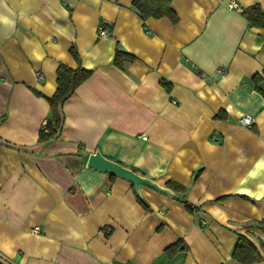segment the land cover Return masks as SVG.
<instances>
[{"label":"crops","instance_id":"crops-1","mask_svg":"<svg viewBox=\"0 0 264 264\" xmlns=\"http://www.w3.org/2000/svg\"><path fill=\"white\" fill-rule=\"evenodd\" d=\"M170 1L175 23L133 0H0V264H240L238 235L264 264V28L226 7L264 0ZM59 65L91 76L41 142ZM95 151L198 211L147 188L143 205L86 167Z\"/></svg>","mask_w":264,"mask_h":264},{"label":"trees","instance_id":"trees-1","mask_svg":"<svg viewBox=\"0 0 264 264\" xmlns=\"http://www.w3.org/2000/svg\"><path fill=\"white\" fill-rule=\"evenodd\" d=\"M131 6L142 20H147L149 18H167L172 23H175L177 20L176 14L171 9L170 0H133ZM243 14H245L246 19L251 27L264 28V13H262L258 5L251 6L247 12L244 10ZM69 53L79 63V56L74 47L69 50ZM134 60L135 57L133 55L122 51L118 46H116L112 61L113 65L118 68H122L124 63L133 62ZM56 74V91L50 98L47 99L51 122L47 121V132H39L38 139L41 142L49 141L56 136L61 125V119L59 116L60 106L65 101H67L72 96L74 91L91 76V71L83 69L80 66L76 69H70L64 65H59ZM252 81L255 90L264 96V89L259 87L261 79L258 76H255L253 77ZM131 170L136 173L135 170ZM166 187L170 188L174 192L176 190L184 191L183 187L172 185L171 183H166ZM182 197L183 200L180 202L184 205L187 212L191 214L196 213L198 209L191 205L183 195ZM139 202L144 205L142 200L139 199ZM260 246L264 247V243L261 242ZM181 249H184V247H181L180 243H176L167 249V254L171 256ZM232 257L240 264H253L261 259L257 247L250 240L241 235L237 236V244L232 252Z\"/></svg>","mask_w":264,"mask_h":264},{"label":"water","instance_id":"water-1","mask_svg":"<svg viewBox=\"0 0 264 264\" xmlns=\"http://www.w3.org/2000/svg\"><path fill=\"white\" fill-rule=\"evenodd\" d=\"M86 167L94 171H99V172L107 173L109 175H113L115 177H118L120 179L129 182L133 186L134 191L139 199H142L141 191H140L141 188H147L161 196L179 201L183 200L182 195L177 194L170 188L160 185L153 179L135 173L131 169L124 167L118 164L117 162L104 157L98 151H95L94 153L88 156Z\"/></svg>","mask_w":264,"mask_h":264},{"label":"built area","instance_id":"built-area-1","mask_svg":"<svg viewBox=\"0 0 264 264\" xmlns=\"http://www.w3.org/2000/svg\"><path fill=\"white\" fill-rule=\"evenodd\" d=\"M226 7L230 10H234L236 11L237 13H240V14H243L244 13V9L239 7L236 3L234 2H230L226 5ZM98 35L100 37H104V36H107V32L105 30L104 27H99L98 28ZM38 79L41 80L43 77L38 74L37 75ZM239 124L240 125H243V126H247V127H250L251 124H252V119L251 117L245 115V116H242L240 119H239ZM41 131L43 132H47L48 131V122L47 121H44L41 125Z\"/></svg>","mask_w":264,"mask_h":264}]
</instances>
